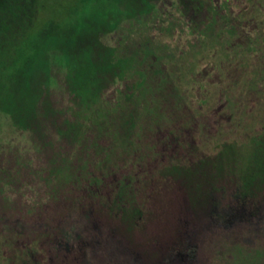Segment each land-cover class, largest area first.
<instances>
[{
  "label": "rangeland",
  "instance_id": "rangeland-1",
  "mask_svg": "<svg viewBox=\"0 0 264 264\" xmlns=\"http://www.w3.org/2000/svg\"><path fill=\"white\" fill-rule=\"evenodd\" d=\"M10 1L0 9V132L6 145L28 137L20 153L7 146L1 162L0 264H264V15L254 22L261 49L247 18L239 23L245 46L223 66L193 48L187 68L175 67L169 92L158 91L157 113H115L117 121L93 129L86 147L60 137L50 122L51 145L42 149L35 134L49 114L45 105L78 98L67 69L90 65L94 43H118L119 54L132 57L154 36L158 55H171L170 33L185 42L178 14L136 22L179 3L37 0L22 8ZM205 1L192 0L201 13ZM186 70L210 80L209 88L193 86ZM81 73L89 86L90 72ZM121 84L106 80L105 97L117 96ZM12 101L27 109L18 128L10 124Z\"/></svg>",
  "mask_w": 264,
  "mask_h": 264
},
{
  "label": "trees",
  "instance_id": "trees-1",
  "mask_svg": "<svg viewBox=\"0 0 264 264\" xmlns=\"http://www.w3.org/2000/svg\"><path fill=\"white\" fill-rule=\"evenodd\" d=\"M17 1L22 8L23 6L25 8L27 2L30 4L37 3V0ZM175 1L179 3L176 4L175 7L168 10H161L158 8L151 9L148 11L147 17L144 16L140 22L136 23L137 25L138 23L143 25L150 18L152 20L153 17V22L156 20L158 21V18L161 16L165 19L164 21L167 19L170 22L175 18V15L178 14L183 23L184 33V35L181 34L178 37L184 38L185 42L179 43L175 36L170 33L169 41L166 40L165 42L170 47H172V45L176 46L174 47L175 50L173 53L168 56L166 55L165 58L158 55L161 48L160 45L156 44L158 43L157 41L152 40L154 36L148 38L151 45L148 46L146 50L142 48L138 54L133 53L132 57L119 54L117 49L118 43L116 46L111 45L114 47L113 49L108 45L105 46L101 44V51H99L101 48L100 43H97V46L95 45L96 43H94L93 46L98 48L96 52H94L96 55H93V58L89 62L90 65L85 67L84 65L76 63L67 69L69 78L72 82L74 81V90H72L74 94L78 96V98L75 96L76 101L74 104L69 106L46 104L45 106L49 110V114L41 124L40 131L35 134V130L32 129L38 126L37 122L36 125L33 122L31 127L27 126L34 130L32 131L33 135L39 136L40 133L42 139L37 141L39 148L44 149L51 145V139L48 140L45 130L46 124L50 122L57 124L56 126L60 130V137L74 139L78 145L86 147L90 146V143L96 139V137L91 134L93 129L100 128L102 131H106L110 124L117 121L118 118L116 119V116H113L115 113L123 111L131 112L133 115H137L140 112L157 113L163 102V100H161L163 96H158V91L164 89L165 91L161 92L166 93V90L169 92L171 86L169 87L168 85L172 80L179 77V72H177L178 70L175 67L179 66L183 68V66H185L184 69L187 68V63L189 62L187 57L190 56V52L193 48H199V59L200 56L201 58H212L215 65L221 67L223 66L225 56L229 58V56L234 53V50L237 52L241 46H245L241 45L243 44L242 41L244 36L242 37L243 31L240 29L239 23H242L246 18L249 22H246L245 25L248 23L250 26L249 28H251V32L249 33L253 40V44L257 46V50L261 49V47L259 48V41L261 39L259 35L260 30L258 29V23L254 22H256L255 20L258 21V19L260 21L261 17L264 15V0H206L205 2L209 3L207 13L200 12L203 8L202 6L199 9L194 8L192 0L188 2L182 0ZM10 3L11 1L9 2V0H0V9L6 7ZM201 4H203V2ZM145 17L146 19H144ZM252 25L254 26L252 27ZM166 26L168 30H171V25ZM142 41L144 43L143 46L146 45L144 42L145 39H142ZM237 44H240V46ZM83 70H86V73H91H89V79H93V81L91 80L89 86L84 84L86 83V77L81 73ZM183 75L185 77H190L189 79L193 86L199 81L196 87L201 90H206L210 86V80L205 79L202 81L197 78V73L195 71L186 70ZM113 77L117 81H121L122 84L118 90V95L110 99L105 97L102 84ZM42 90V94L47 97V91L44 86H42ZM206 98V95L201 96V100ZM11 104L15 107L11 112L14 118L11 117L12 122L10 124L18 128L19 123H22L23 118H25L22 116L25 114L27 115V109L25 110L21 104L18 105L13 101ZM66 107L71 108L68 110ZM30 109H32V107ZM33 110H35V107ZM63 112L66 114L65 118L60 116ZM33 113L34 112H30L29 114L32 115ZM141 114L142 113H140V115ZM5 122H8V120H5ZM3 124L5 126V123ZM21 125H23V123ZM43 131L45 133H42ZM44 135L46 136L44 137ZM3 136L4 134L0 132V172L2 171L1 169L4 168V166H1V162L4 159L3 154L8 150L7 146H16V151L20 153L19 150L23 149L22 146L26 143L25 139L28 137V135L23 133L18 136L21 142H13L11 145H6L8 142L3 140ZM32 141L36 142L34 136ZM13 149L15 148L13 147ZM22 157H25V154H23ZM255 168L256 166L252 167L248 175H254L256 172ZM44 170L45 168H41L42 172ZM6 178V176L0 174V184H4ZM241 186L244 189L243 191L248 193L251 182L244 181L241 183ZM211 191L208 194V199L213 202V200H211ZM241 201L243 202V199H237V203L240 204L242 203ZM215 203L216 202H213V205ZM244 203L245 202H243L242 205H244Z\"/></svg>",
  "mask_w": 264,
  "mask_h": 264
}]
</instances>
